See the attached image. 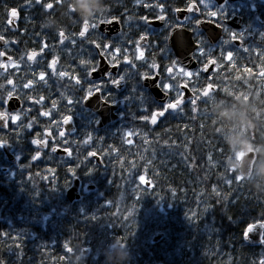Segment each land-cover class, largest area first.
<instances>
[{"label": "trees", "instance_id": "trees-1", "mask_svg": "<svg viewBox=\"0 0 264 264\" xmlns=\"http://www.w3.org/2000/svg\"><path fill=\"white\" fill-rule=\"evenodd\" d=\"M75 3L65 0L64 6L54 3L45 11L34 0L31 5L28 0L21 5L0 0L1 19L7 9L19 12L15 51H41L44 43L49 51L57 46L59 30L69 37L77 33L81 19L67 11H77ZM262 70L264 54L231 62L219 58L211 74L215 97L208 105L200 101L195 113L193 106H185L154 128L141 117L155 108L148 103L142 109L126 107L104 135L94 133L91 125L88 132H79L66 158L43 152L35 160L29 151L13 167L0 150V261L67 264L61 257L70 256V264H128L127 257L105 256L111 245L120 243L132 264H259L264 244L245 245L243 233L249 224L264 220ZM56 92L45 93L56 99ZM80 121L75 119L76 125ZM125 132L133 133L129 143ZM2 134L0 142L5 141ZM89 136V151L101 158L100 168L81 151ZM242 144L256 152L260 172L237 183ZM140 175L148 187L140 183ZM73 177L93 182L97 190L70 205L64 192ZM156 232L164 239L152 244L150 236ZM65 242L72 254L64 249ZM84 245L90 247L87 257L80 255Z\"/></svg>", "mask_w": 264, "mask_h": 264}, {"label": "flooded vegetation", "instance_id": "flooded-vegetation-1", "mask_svg": "<svg viewBox=\"0 0 264 264\" xmlns=\"http://www.w3.org/2000/svg\"><path fill=\"white\" fill-rule=\"evenodd\" d=\"M2 1L5 5V0ZM6 1L17 5L23 4V0ZM210 3L212 7L206 9L199 0H104L107 8L105 15L108 18L115 17L113 22L118 28L116 34L109 36L101 32L98 25L96 29L90 28L85 37H80L81 20L77 33L71 37L66 35L68 38L63 44L59 42L60 37L58 36L57 46L49 51L44 49L43 52L35 51L38 55L34 61L27 60V55L31 52L15 51L17 41L14 39L19 38L15 36V33L18 29L20 16L18 12L15 28L11 29L7 23L8 14L6 12V18H0V36L4 37L0 52L5 53L4 56H0V63L7 65V68H0V85L4 86L0 89V112L7 113V130H0L3 133L2 138L5 140L3 143L11 145L13 154L22 157L29 151L32 155H37V150L31 142L36 139H45V132L49 133L46 151H50L53 146L69 149L75 144L71 142H75V136L79 132H88L90 125L94 133L104 135L105 129L110 126L103 130H95L93 123L97 120V115L82 106L86 91L93 88V85L99 86L100 99L103 102L107 101L109 105L124 100L123 107L117 111L119 118L123 117L124 108L137 106V99H141L146 106L148 103L153 108L160 104L143 86L144 75L156 77L157 86L162 92L163 90L159 87L160 83H171L175 90L168 93V99H175L177 91H182L176 86L188 78L176 76V79L173 80L166 71L168 67L172 66L173 61L177 62L174 51L168 45L170 33L173 30L180 29L189 32L192 42L197 45L193 52L197 68L192 72L199 73V75H194L188 82V90L193 94V98L199 95L200 89L211 82V75L203 76L200 71L201 67L209 60H216V69L219 58L226 60L222 52L226 55L228 51H232L233 59L239 56L247 58L248 55L264 54V0H210ZM161 5L163 11H161ZM190 7L192 11L188 10ZM71 8L75 12V14H70L71 18L79 17L78 11ZM219 9L225 15L221 14L217 17L209 15L210 11H219ZM161 15L164 16L163 20L159 19ZM141 17H147L148 22L146 23ZM237 20L240 23L239 28L232 26L237 23ZM200 22L210 23L219 28L220 38L214 45L208 43L205 31L198 26ZM231 33H237L238 39L233 41ZM141 36L145 38L141 40ZM92 40H96L102 45L108 43L111 47L105 50L102 56L99 54L101 49H97L90 42ZM137 42H139L140 50L144 53L141 59H137L139 56L136 51ZM115 48H120L121 51L114 53ZM201 49H203V55L200 54ZM244 49H249V51H244ZM125 56L131 61V64L124 62ZM5 57L7 59L11 57L17 66L14 67L9 60L5 62ZM54 57L57 58L56 74H53L52 68L48 67ZM100 57L104 59L108 67L112 68L113 64L116 65V74L108 72L100 79L90 80L88 72L92 67L97 68ZM81 61H90V63L82 64ZM153 64H156L158 68L151 67ZM10 65L13 67H9ZM177 65L180 66L178 62ZM41 71L46 73V82L38 79ZM176 71L177 69L173 70L174 75ZM59 72H65L67 75L60 77ZM109 74L111 79L125 77L122 80L123 90L121 92L112 88ZM73 76L76 77L73 78ZM76 78L81 80V84L75 83ZM8 79L13 80L15 89L12 90L13 86L7 84ZM29 80L33 81V86L26 89L23 85ZM9 90L13 91L12 97L17 98L20 103V109L17 112H9L7 103H4ZM52 90L59 92L54 94L56 99L46 96L45 92L49 93ZM93 91L96 92L94 88ZM40 96L44 97L43 102L34 103L33 101ZM30 97L31 99H29ZM69 99L74 102L68 104ZM199 102L197 101V104ZM183 106L193 105L189 101ZM41 112L50 114L42 116ZM13 115H19V120L13 122L11 119ZM65 116H71L74 122L76 135L73 137L59 135L62 131L61 121ZM74 118L81 120L80 125H76ZM21 132L26 134V138L16 141ZM83 140H88V137ZM130 140L131 136L125 138L126 142H130ZM84 141L81 151L87 156L90 152L91 140H88V147ZM27 149L29 150L27 151ZM0 150L2 152L1 147ZM6 170L7 168H2L4 174Z\"/></svg>", "mask_w": 264, "mask_h": 264}, {"label": "snow or ice", "instance_id": "snow-or-ice-1", "mask_svg": "<svg viewBox=\"0 0 264 264\" xmlns=\"http://www.w3.org/2000/svg\"><path fill=\"white\" fill-rule=\"evenodd\" d=\"M35 4L36 5H41V7L45 10V11H48V10H52L53 7H54V3L57 4V5H61V6H64V3H65V0H54V3L53 2H44L42 3V0H34ZM199 2L201 4L204 5V7L206 9H210L212 6H211V3H210V0H199ZM28 3L31 5L32 4V0H28ZM145 7H148V5H145ZM161 11H163V6L161 5ZM189 11H192V8L190 7L188 9ZM67 11H68V14H75V12L73 11V9L71 7H67ZM107 12V8L105 7L103 11L99 12V13H94L92 15V17L90 19H84L82 20V28L79 32V36L80 37H85L86 33H88L89 29H96L98 27V25H103V24H111L113 23V21L115 20V17H112V18H108L105 13ZM7 13H8V23H11L13 19L17 18L18 17V10L16 8H10V9H7ZM225 15L223 13L222 10L219 9V11H210L209 12V15L212 16V17H217L218 15ZM141 19H143L146 23L148 22V18L147 17H141ZM159 19L163 20L164 19V16L161 15L159 17ZM225 31H227L225 29ZM231 38L233 41L237 40L238 39V35L237 33H231ZM59 37H60V43L63 44L65 39H67L68 37L65 35V31L64 30H59ZM145 37L144 36H141V40H143ZM4 37L3 36H0V40H3ZM92 44L95 45V47L97 49H101L100 51V55H104V52L105 50H108L111 45L108 44V43H104L103 45L101 43H98L96 40H92L90 41ZM5 43H7V41H5ZM73 43H75V41H73ZM48 47L47 43H44L43 44V47L41 48V52H43V49ZM121 50L120 48H115L114 49V53H119ZM136 51L139 53V56H137V59H141L143 58V55L144 53L140 50V45H139V42H137L136 44ZM244 51H249V49H244ZM200 54L203 55V49L200 50ZM5 53L4 52H0V56H4ZM38 55L37 52L33 51L31 53H29L27 55V60L28 61H34L36 56ZM222 55H224V58L231 62L233 60V52L232 51H228L226 53V55L222 52ZM113 58H115V56H113ZM21 59H24V57H21ZM8 60L9 62L12 63V65L15 67L17 65H15V62L12 61V58L11 57H8ZM124 62L126 64H131V61L128 60V58L125 56L124 58ZM57 63V58L54 57L51 62L49 63L48 67L49 68H52L53 70V74H56V71H55V65ZM82 64L84 63H90V61H81ZM209 63L210 64H216V60L214 59H211L209 60ZM113 67H116L115 64L112 65ZM133 67H135L134 64H132ZM151 67L153 68H158V66L156 64H153L151 65ZM0 68H7V65L3 64V63H0ZM174 69H177L175 75L173 74V70ZM208 68H207V65H205L203 71H207ZM97 71V68L96 67H92L91 70L88 72V75H91L93 72ZM167 73H168V76L171 78V79H176V76H183V77H186L188 78L187 80H185L183 83L181 84H178L176 87L178 88H182V89H186L188 88L189 86V81L191 80V78L196 75L198 76L199 73H193L192 71H187L183 66H178L177 65V62L176 61H173L172 62V66L171 67H168L166 69ZM245 71H248L250 72L251 70L250 69H245ZM67 74L65 72H59V76L60 77H65ZM260 75L264 76V70L261 71ZM109 77L111 79V76L109 74ZM155 79V77H149L148 75H144L143 76V79L147 80V79ZM38 79L40 81H45L46 82V73L41 71L39 73V77ZM125 77L121 76L119 79H111V83L115 86H119L121 84V81L124 80ZM75 83L77 85L81 84V80L79 78H76L75 79ZM7 84L8 85H12L13 86V89H15V85H14V82L12 79H8L7 80ZM33 86V81L32 80H29L27 83H25L23 85L24 88L28 89V88H32ZM159 87L163 90L164 94H165V99L163 100L162 103H160L159 105H156L154 106L155 107V110L151 111L150 113V116H143L141 117V119L145 120V121H150V123L152 125H156L158 123V120L160 118H167V116L169 115H172L174 113L177 112V110H180V111H183L182 109V105L185 103L184 101V94L182 91H177L176 93V97L175 99H168V93L172 92L174 89V86L171 84V83H163L161 82ZM4 88L3 85H0V89ZM93 88L95 89L96 92H99L100 89H99V86H96V85H93ZM93 88H89L87 91H86V94L84 96V99H89L91 98L93 95H94V91H93ZM193 91H196L195 89H193ZM12 95H13V91H7V96H6V99L4 101V103H7V100H10L12 98ZM215 97V89H214V85L212 82H209L204 88L200 89L199 90V95H196L193 99H191L190 103L193 105V108H192V111L195 113L197 112V101H202L203 103H205L206 105L209 104V101L211 99H213ZM31 99V97L29 98ZM44 100V97L43 96H40L38 99L34 100L33 102L34 103H42ZM74 101L69 99L68 100V104H72ZM105 103H107V101H105ZM147 111V109H145ZM50 113L48 112H41L40 115L42 116H48ZM0 119H4L5 122H6V119H7V113H4V112H0ZM12 121L15 122L17 120H19V115H13L11 117ZM72 120V117L71 116H65L63 118V123L64 124H69L70 121ZM204 125L202 124L201 127H203ZM29 127H31V125H29ZM59 135L61 137L65 136V132L64 131H61L59 133ZM127 135L130 137L133 135L132 132H129L127 133ZM91 139V136L88 137V140ZM88 140H85L84 143H88ZM33 144L39 146L41 143H43L44 145H47L48 141L47 140H44V141H41V140H33L32 141ZM5 144L3 142H0V147H4ZM52 151L55 152L57 151L56 147H53L52 148ZM65 152L68 153V155L70 156L71 155V151L69 149H64ZM89 155H95V153H89ZM39 157V152H37V155L34 157V159L38 158ZM209 160H211V157H209ZM228 170V169H227ZM70 172H72L73 175H75L76 173L72 170V169H69ZM231 171V170H229ZM232 172V171H231ZM139 181L141 184H148L149 181L145 178L144 175H140L139 176ZM235 181L237 183H240V182H244L243 180V177L240 176V175H235ZM229 184L232 183V180H229L228 181ZM213 191L215 192V188H213ZM218 194V193H217ZM93 219H95V217H92ZM258 227L259 229H264V220L262 221H259L258 222ZM257 229V223L254 222L252 224H249L244 233H243V237L244 239H248L249 238V235L254 232V230ZM118 240L122 241L123 242V237H120V238H117ZM262 244H264V235L261 236V241H260ZM17 247H20L19 244H17ZM64 249L66 250L67 253L69 254H72L73 252V248L69 246V243L68 242H65L64 244ZM87 251V249H85ZM61 259H67V264H70V256H68L67 258L65 257H61ZM0 264H4L3 261H0ZM259 264H264V259H261L259 261Z\"/></svg>", "mask_w": 264, "mask_h": 264}, {"label": "water", "instance_id": "water-1", "mask_svg": "<svg viewBox=\"0 0 264 264\" xmlns=\"http://www.w3.org/2000/svg\"><path fill=\"white\" fill-rule=\"evenodd\" d=\"M16 20L17 18L13 19L11 23H8L11 29L15 28L14 25H15ZM229 24H231V22H229ZM198 26L199 28L205 31L206 38L209 44L211 45L215 44L220 38L219 28L213 26L212 24L200 22ZM232 26H234L235 28H239L240 26L239 20H237V23H235ZM99 30L109 36L116 34L118 32V28L115 22L111 24L99 25ZM2 44H3V41L0 40V46H2ZM168 45L174 51L176 60L181 66H183L187 70H194L196 68V63L193 60L192 55H193L194 49L197 46L192 42L189 32H185L180 29L173 30L170 33ZM7 61L8 59L5 57V62ZM205 65H207V68H208L207 71H203ZM205 65L201 68V73L204 76H208L213 71L215 64H210L208 61ZM108 72H111L112 74L115 75L116 67H112V68L108 67L104 59L100 57L98 61L97 71L93 72L89 76V78L90 80H97V79L104 77ZM142 84L145 88L149 90L152 97L157 102H160V103L163 102V100L165 99V94H163L157 87L156 77L155 79H151V78L147 80L143 79ZM112 88L117 92H121L123 90V81H121V84L119 86H115L112 84ZM182 91L184 94L185 103L193 99V95L188 90V88L182 89ZM123 104H124V100H120L113 105H109L100 99L98 92H94V95L91 98L83 100V107L90 109L92 112L98 115V120L94 124L95 129H102L109 124L116 123L118 121V116L115 114V112L119 108H121ZM6 106L9 112H16L20 109V103L18 99L14 97H12L10 100L7 101ZM161 119L162 118H160L158 122ZM61 124L63 128L62 131H64L66 135L71 136L75 133V128H74L72 120L70 121L69 124H64L63 121L61 122ZM156 125H152L149 121L150 127H154ZM0 130L1 131L7 130V121L5 122L4 119H0ZM45 135L46 137L44 140H48L49 133L45 132ZM32 145L39 150H44L46 148V145H44L43 143H41L39 146L33 143ZM1 149H2L3 154L6 156V159L9 161V163H11L12 165L18 164V162L20 161V157L14 156L12 154V147L10 145L5 144V146L1 147ZM56 149L57 151L55 152L51 150V152L55 154L56 156L61 157V158H65L67 156V152H65L64 150L58 147H56ZM87 158L89 160H94L99 167L102 166L101 159L98 156L88 154ZM255 161H256V154L253 151H246L241 155L238 161V164H237V171H238V174L243 177V179H249L251 177L253 170H254ZM79 189H80V181L78 180V178L75 177L72 179L70 186L66 189L64 193L65 199L67 200L69 204L74 203L76 200L80 198ZM95 190H96V186L93 183H87L84 185V194L93 193L95 192ZM263 231L264 229H259L258 223H257V229L254 230V232H252L249 235L248 239L243 238L244 242L249 246L259 245L261 243L260 241H261V236H262ZM162 238H163V234H155L152 236L151 240L152 242L157 243V242H160ZM117 247H119V245L113 246V248H117ZM88 253L89 251L88 250L86 251L84 249L81 251V256L86 257Z\"/></svg>", "mask_w": 264, "mask_h": 264}, {"label": "bare ground", "instance_id": "bare-ground-1", "mask_svg": "<svg viewBox=\"0 0 264 264\" xmlns=\"http://www.w3.org/2000/svg\"><path fill=\"white\" fill-rule=\"evenodd\" d=\"M19 136H20L19 138H16V141H19L20 139H23V140H24V138H26V134L23 133V132H21V134H20ZM22 142H23V141H22ZM22 142H21V143H22ZM253 152H255V151H253ZM29 154H30V153L27 152L26 155H29ZM255 154H256V152H255ZM35 156H36V155H34L33 157H35ZM38 159H39V157H38ZM38 159H35V160H38ZM155 234H163V233H162V232H156V233H153V234L150 236V242H151L152 244H158V243H160V242L164 239V234H163V238H162V240H161L160 242H157V243L152 242V240H151V239H152V236L155 235ZM115 245H119V247H117V248H113V246H115ZM164 248H167V247L164 246ZM84 249H87V250L89 251V253L91 252V251H90V247H89L88 245H84L83 247H81L80 253H81V251L84 250ZM89 253H88V255H89ZM88 255H87V256H88ZM87 256H86V257H87ZM105 256H107V257H109V258H111V259H115V260H117V259H119V258H126V257H127L126 260L128 261V264H132V261L129 259V251L126 250V248L122 247V245H121L120 243H115V244L111 245L109 251L106 252ZM262 259H264V258H262ZM158 264H164V263H158Z\"/></svg>", "mask_w": 264, "mask_h": 264}, {"label": "clouds", "instance_id": "clouds-1", "mask_svg": "<svg viewBox=\"0 0 264 264\" xmlns=\"http://www.w3.org/2000/svg\"><path fill=\"white\" fill-rule=\"evenodd\" d=\"M73 6L77 8L81 20L90 19L94 13H99L105 8L104 0H76ZM54 25L51 24L49 27ZM229 146L232 147V144Z\"/></svg>", "mask_w": 264, "mask_h": 264}, {"label": "rangeland", "instance_id": "rangeland-1", "mask_svg": "<svg viewBox=\"0 0 264 264\" xmlns=\"http://www.w3.org/2000/svg\"><path fill=\"white\" fill-rule=\"evenodd\" d=\"M9 67H13V66H9ZM12 90H13V88H12ZM137 107H139L140 109H142V108H144L145 107V104H144V102L141 100V99H137ZM127 133H129V132H127ZM127 133H125L124 134V137H127L128 135H127ZM72 143H75V142H73V141H71ZM73 146V145H72ZM242 148L244 147V150H242L240 153H238V156H237V158H236V161H238V159L240 158V155L243 153V152H245V151H249V150H253V149H251L250 148V146H249V144L248 145H246V144H242V146H241ZM254 151V150H253ZM236 165H237V162H236ZM257 172H260V165L258 164L257 166H256V169H255V176H257L256 174H257ZM237 175H238V173H237ZM142 185H144V184H142ZM148 187V186H147Z\"/></svg>", "mask_w": 264, "mask_h": 264}]
</instances>
